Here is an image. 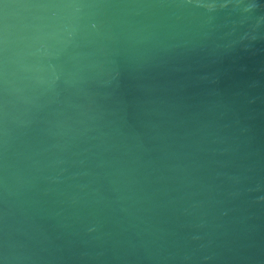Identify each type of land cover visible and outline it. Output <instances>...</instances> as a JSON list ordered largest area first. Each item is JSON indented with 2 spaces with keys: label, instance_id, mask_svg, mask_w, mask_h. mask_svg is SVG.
<instances>
[{
  "label": "water",
  "instance_id": "water-1",
  "mask_svg": "<svg viewBox=\"0 0 264 264\" xmlns=\"http://www.w3.org/2000/svg\"><path fill=\"white\" fill-rule=\"evenodd\" d=\"M0 264H264V0H0Z\"/></svg>",
  "mask_w": 264,
  "mask_h": 264
}]
</instances>
